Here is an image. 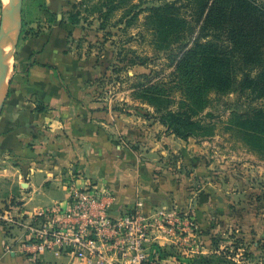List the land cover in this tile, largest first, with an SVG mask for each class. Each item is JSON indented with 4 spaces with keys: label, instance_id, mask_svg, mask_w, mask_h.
Returning a JSON list of instances; mask_svg holds the SVG:
<instances>
[{
    "label": "rangeland",
    "instance_id": "374dc122",
    "mask_svg": "<svg viewBox=\"0 0 264 264\" xmlns=\"http://www.w3.org/2000/svg\"><path fill=\"white\" fill-rule=\"evenodd\" d=\"M252 1L264 8V0ZM199 5L200 0H71L63 12L79 67L88 70L93 107L129 114L149 138L158 133L185 144L167 164L175 165L182 181L191 176L192 189L188 185L185 201L169 206L174 233L160 264H264V126L254 121L264 119V96L250 88H209L193 97L175 74L181 55L200 38L226 48L239 79L258 78L264 39L252 45L247 30L233 39L223 28L205 27L208 8L201 13ZM23 11L21 5V17ZM168 16L181 24L163 28L160 19ZM176 127L191 134L180 137Z\"/></svg>",
    "mask_w": 264,
    "mask_h": 264
},
{
    "label": "crops",
    "instance_id": "0c3cea01",
    "mask_svg": "<svg viewBox=\"0 0 264 264\" xmlns=\"http://www.w3.org/2000/svg\"><path fill=\"white\" fill-rule=\"evenodd\" d=\"M70 1L22 2L19 42L0 108V213L66 207L72 188L92 187L113 194L112 214L125 207L170 210L185 201L188 185L192 189L191 176L182 181L175 165L167 164L185 144L158 133L149 138L129 114L93 107L88 70L79 67L63 12ZM157 236L165 248L168 236L161 231ZM21 240V230L8 231L0 221V264H85L54 251L34 262L19 250ZM98 246L101 255L93 264H118L116 253Z\"/></svg>",
    "mask_w": 264,
    "mask_h": 264
},
{
    "label": "built area",
    "instance_id": "2783aa9c",
    "mask_svg": "<svg viewBox=\"0 0 264 264\" xmlns=\"http://www.w3.org/2000/svg\"><path fill=\"white\" fill-rule=\"evenodd\" d=\"M113 194L96 187L86 191L71 189L66 207L41 209L33 214L0 213L5 228L22 231L19 250L32 261L39 262L47 251L57 255H74L85 264H93L104 246L117 254L119 262L156 264L163 261L158 247L157 231L174 233L173 209L158 208L145 213L139 208L110 211Z\"/></svg>",
    "mask_w": 264,
    "mask_h": 264
},
{
    "label": "trees",
    "instance_id": "16d2710c",
    "mask_svg": "<svg viewBox=\"0 0 264 264\" xmlns=\"http://www.w3.org/2000/svg\"><path fill=\"white\" fill-rule=\"evenodd\" d=\"M199 7L201 13L208 8L205 18L207 28H223L229 31L233 39L237 38L242 30H247L248 35L253 38L248 41L252 45L260 38L264 39V8L252 0H200ZM160 21L163 28L181 24V21L174 16L161 18ZM164 30L166 32V29ZM199 40L200 38H197L193 47L181 55L177 64L175 74L181 77L182 90L186 95L194 97L209 88L219 91H228L232 88L245 91L250 88L264 96V71L258 78L244 74L242 79H239L237 70L232 64L233 60L228 56L223 45L214 42L203 43ZM169 113L176 117V111L169 110ZM254 121L264 126V119L257 117ZM175 133L180 137L191 134V132L184 133L177 127ZM157 250L161 253V257H165L166 248L158 247Z\"/></svg>",
    "mask_w": 264,
    "mask_h": 264
},
{
    "label": "water",
    "instance_id": "95a60500",
    "mask_svg": "<svg viewBox=\"0 0 264 264\" xmlns=\"http://www.w3.org/2000/svg\"><path fill=\"white\" fill-rule=\"evenodd\" d=\"M17 2L18 3V17L21 21V5L23 0H7L4 2L3 5V10H2V20L0 24V54L1 57V64H0V86L4 82L8 71H10L11 66H13V57L15 53V45L12 47H8V42H7V35L9 32L10 24L12 22V16L10 13L11 7L13 4ZM18 40V37H17ZM16 40V42H17Z\"/></svg>",
    "mask_w": 264,
    "mask_h": 264
},
{
    "label": "bare ground",
    "instance_id": "6f19581e",
    "mask_svg": "<svg viewBox=\"0 0 264 264\" xmlns=\"http://www.w3.org/2000/svg\"><path fill=\"white\" fill-rule=\"evenodd\" d=\"M4 1H7V0H4ZM10 13H11V16H12L13 19H12V22L10 24L11 28L9 29V32H8V35H7V42H8V47L9 48L12 47L16 43L17 30H19V28H20V22H19L20 19L18 17V3L17 2H15L13 4V6L11 7ZM0 58H2V57H0ZM0 64H1V60H0ZM9 74H10V71H8L4 82L0 86V108H1L2 103L4 101V98H5L6 83L9 80Z\"/></svg>",
    "mask_w": 264,
    "mask_h": 264
}]
</instances>
